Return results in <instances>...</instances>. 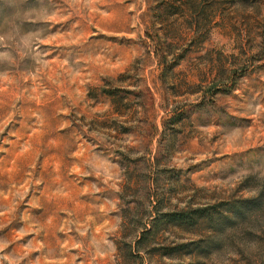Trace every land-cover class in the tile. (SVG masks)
<instances>
[{"label":"rangeland","instance_id":"obj_1","mask_svg":"<svg viewBox=\"0 0 264 264\" xmlns=\"http://www.w3.org/2000/svg\"><path fill=\"white\" fill-rule=\"evenodd\" d=\"M0 264H264V0H0Z\"/></svg>","mask_w":264,"mask_h":264},{"label":"trees","instance_id":"obj_2","mask_svg":"<svg viewBox=\"0 0 264 264\" xmlns=\"http://www.w3.org/2000/svg\"><path fill=\"white\" fill-rule=\"evenodd\" d=\"M205 210L206 209H204V208H199V209H195V212L201 213L202 211H205ZM169 218H170V220H174L177 224H180V223L185 222L187 220L188 221L192 220V217L189 214H187L185 212H182V211L170 214ZM152 220H153V218H152ZM152 223H153V221H152ZM149 232H150L149 229H146V230L142 231V238L146 234H148Z\"/></svg>","mask_w":264,"mask_h":264}]
</instances>
